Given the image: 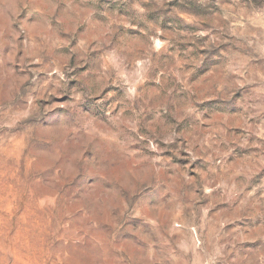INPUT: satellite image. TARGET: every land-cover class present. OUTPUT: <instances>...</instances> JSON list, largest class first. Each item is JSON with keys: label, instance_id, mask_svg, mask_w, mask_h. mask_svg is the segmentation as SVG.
I'll return each mask as SVG.
<instances>
[{"label": "rangeland", "instance_id": "374dc122", "mask_svg": "<svg viewBox=\"0 0 264 264\" xmlns=\"http://www.w3.org/2000/svg\"><path fill=\"white\" fill-rule=\"evenodd\" d=\"M0 264H264V0H0Z\"/></svg>", "mask_w": 264, "mask_h": 264}]
</instances>
